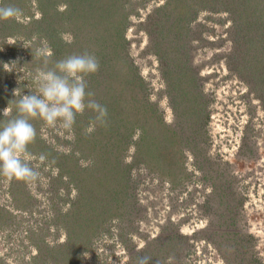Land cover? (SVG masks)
<instances>
[{"label": "rangeland", "instance_id": "1", "mask_svg": "<svg viewBox=\"0 0 264 264\" xmlns=\"http://www.w3.org/2000/svg\"><path fill=\"white\" fill-rule=\"evenodd\" d=\"M10 1L21 14L0 20V124L18 114L15 89L36 93L35 50L44 47L49 68L96 56L88 90L108 115L101 126L86 109L71 131L32 121L40 178L0 174V264H136L144 255L149 264H264V83L255 86L264 68L248 78L234 33L238 22L264 33V0L246 19L235 16L241 4L230 13L209 0H117V59L106 33L94 39L111 19L90 24L109 5ZM74 17L84 27L75 36Z\"/></svg>", "mask_w": 264, "mask_h": 264}, {"label": "clouds", "instance_id": "2", "mask_svg": "<svg viewBox=\"0 0 264 264\" xmlns=\"http://www.w3.org/2000/svg\"><path fill=\"white\" fill-rule=\"evenodd\" d=\"M20 14L21 10L15 6L0 7V20L14 19ZM35 57L43 62V69H37L33 78L36 93L21 95L15 89L13 94L20 96L15 103L18 114L0 124V174L26 183L40 178V171L31 166L29 159V145L37 137L32 121L42 120L49 127L71 131L77 115H83L86 109L96 114L95 121L101 126H106L108 115L106 106L96 101L95 93L88 90L86 77L100 67L94 54L69 55L55 61L51 68L52 52L46 47L37 48ZM5 70L11 71L7 64ZM11 112L8 106L2 115L11 117ZM40 159L45 157L42 155ZM151 259L147 255L139 256L136 264H149Z\"/></svg>", "mask_w": 264, "mask_h": 264}, {"label": "trees", "instance_id": "3", "mask_svg": "<svg viewBox=\"0 0 264 264\" xmlns=\"http://www.w3.org/2000/svg\"><path fill=\"white\" fill-rule=\"evenodd\" d=\"M209 1H212V2L217 1V2L222 3L220 9H223L224 11H230V13L231 12L236 13L238 10L235 8V5L241 4V10H239L240 12L236 13V14L234 13V14L236 17L243 18V19L247 18L245 16L247 9L255 6V4H254L255 0H235V1L234 0H209ZM2 2L6 5L11 1L10 0H2ZM95 4H103V5L107 4L109 6L112 5L115 7V9L112 11H111V7L107 6V7H105V10H106L105 12H103L102 10H100L98 13L91 12L92 14H90V15H92V16L90 19V24L95 25L98 23L100 25L101 21L111 19L112 22H110V23H112V24L108 23L106 28L104 27L106 30L105 29L102 30V34H99L96 32V38H94V39H97L98 36H102L103 34L105 35V33H106V37H108V39H109L108 45H111L108 47L112 50L113 56H112V52L110 53L108 51H107V53H104L103 56L108 57L109 53H110L111 57H113L114 59H117V58H115V57H117L116 54H118V51L121 50V49L119 50V47L124 44L123 31H124V25H125V17L119 16L120 12H119V10H117V7L120 6V4L117 3V0H90V5H95ZM74 10L75 9L73 6H70V7L67 6L66 11L64 13L68 14V16L70 17L71 15H73L72 13ZM46 12L47 11H42V13H43L42 21L46 18L45 17ZM241 14H243V15H241ZM194 16H195L194 13L193 14L190 13V19H193ZM180 18L183 19L182 17H180ZM188 20L189 19H187L186 21H188ZM68 21H69V23L73 22L72 25L70 26L71 27L70 30L73 31V36L78 35V33L76 32V30H78V28L80 30V33L84 31L83 26L79 27L77 25L80 22H79V20L75 21V17L73 18V21L70 19ZM181 21L182 20H180V22ZM32 22H35V21H32ZM32 22H29V24ZM250 24H252V22H250L249 24L245 23V28H244L241 25V23L238 22L237 24H235V27H234V29H235L234 33H236L235 36L237 38V44H238L237 48L239 51V52L237 51L239 54H237L235 57L241 58V60L248 63V65L252 64L251 65V67H252L251 71L252 72H248L249 67H246L247 72H245V73H249V74H247L248 78L253 77V76L255 77L256 74H259L260 71L264 68L263 63H259L258 65L256 64V61L258 62V59L260 57H257V55L255 54V51H256L255 49H258L257 54L259 52L264 53L263 52L264 51V45H262V41L264 42V38L262 37V36H264V33H262V34L258 33V31H256L258 27L255 28L254 31H251V28L249 27ZM72 27H75V28H72ZM100 29H103V28L102 27L98 28V30H96V28H95V31L100 32ZM89 31H92V30L90 29ZM85 32L88 33L87 30H85ZM250 32H253V33L250 35ZM91 37H92L91 34H89V36L87 38L90 39ZM106 37H104L102 41H104V39H106ZM253 50H255V51H253ZM114 53H115V55H114ZM253 57H254V59H253ZM241 69H243V68H240L239 63H238V65L235 66V71H238V70L241 71ZM237 74H239V73L237 72ZM244 74H242L241 77H244ZM247 75H245L246 78H247ZM259 80H261V79H259ZM261 81H263V80H261ZM261 81H259L257 83L255 82L256 83L255 86H256L257 90L262 89V88H260L261 83H264V82H261ZM90 118H92V117H90ZM160 128H163L165 130V132H167L164 126L160 127Z\"/></svg>", "mask_w": 264, "mask_h": 264}]
</instances>
